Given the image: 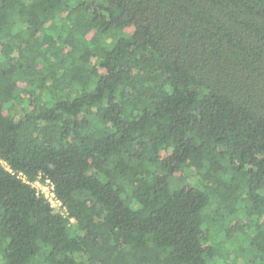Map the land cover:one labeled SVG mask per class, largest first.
<instances>
[{
    "label": "trees",
    "instance_id": "trees-1",
    "mask_svg": "<svg viewBox=\"0 0 264 264\" xmlns=\"http://www.w3.org/2000/svg\"><path fill=\"white\" fill-rule=\"evenodd\" d=\"M0 160V264H264V0H0Z\"/></svg>",
    "mask_w": 264,
    "mask_h": 264
},
{
    "label": "built area",
    "instance_id": "built-area-1",
    "mask_svg": "<svg viewBox=\"0 0 264 264\" xmlns=\"http://www.w3.org/2000/svg\"><path fill=\"white\" fill-rule=\"evenodd\" d=\"M0 165L10 172L9 167L2 160H0ZM30 186L36 191L38 195L43 196V198L48 202L49 207L54 213L59 214L63 217L68 216V212L65 206L55 194L54 186L50 179L44 178L42 180L41 178H38L36 181L31 182ZM69 222L70 224H72L73 219H69Z\"/></svg>",
    "mask_w": 264,
    "mask_h": 264
}]
</instances>
